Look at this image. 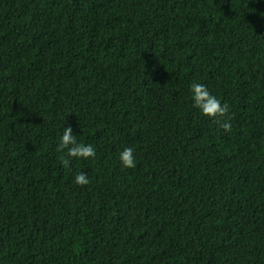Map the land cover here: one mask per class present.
I'll list each match as a JSON object with an SVG mask.
<instances>
[{"label":"trees","instance_id":"trees-1","mask_svg":"<svg viewBox=\"0 0 264 264\" xmlns=\"http://www.w3.org/2000/svg\"><path fill=\"white\" fill-rule=\"evenodd\" d=\"M0 264H264V0H0Z\"/></svg>","mask_w":264,"mask_h":264},{"label":"clouds","instance_id":"clouds-1","mask_svg":"<svg viewBox=\"0 0 264 264\" xmlns=\"http://www.w3.org/2000/svg\"><path fill=\"white\" fill-rule=\"evenodd\" d=\"M192 99L194 106L211 121L219 125L225 132L231 131V116L227 103L222 104L221 100L213 96L205 85L197 82L191 84ZM58 152L67 150V157L62 158L61 163L65 168H70L71 160L69 158H82L84 160L93 159L96 156V150L91 145L78 143L76 136L73 135L72 128L65 127L60 143L56 149ZM133 148L126 147L119 154V159L122 166L126 169L136 167ZM75 183L79 186H85L90 183L87 174L84 172L78 173L75 176Z\"/></svg>","mask_w":264,"mask_h":264}]
</instances>
